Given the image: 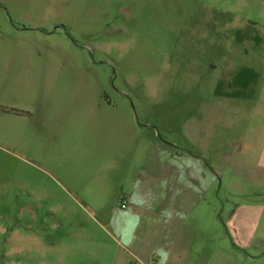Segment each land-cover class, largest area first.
<instances>
[{
    "label": "rangeland",
    "instance_id": "1",
    "mask_svg": "<svg viewBox=\"0 0 264 264\" xmlns=\"http://www.w3.org/2000/svg\"><path fill=\"white\" fill-rule=\"evenodd\" d=\"M0 106V264H264V0H0Z\"/></svg>",
    "mask_w": 264,
    "mask_h": 264
},
{
    "label": "crops",
    "instance_id": "2",
    "mask_svg": "<svg viewBox=\"0 0 264 264\" xmlns=\"http://www.w3.org/2000/svg\"><path fill=\"white\" fill-rule=\"evenodd\" d=\"M3 106H0V113L1 114H13V112L9 111L7 109V107L1 108ZM15 114V113H14ZM16 117H23V115L25 117H29V114H18L16 113ZM136 166V165H135ZM172 181L170 182V184L172 183L173 189L175 188V184L178 182L176 177L173 175L172 179H168V181ZM196 194L192 193L191 195H186L185 192H178L177 191H172L171 194H169V198H167V196L165 198H162L161 201L158 203V207L160 209V211L163 213L164 217L168 216V221L167 224L169 226V242L168 243H163L164 247L167 248V250L169 251V259L171 260L172 256H175V252H180L182 253L185 245L188 241V235L186 232V228H188L187 226H185V222L184 219L182 218V213H185L189 208H192V199L193 196H195ZM158 216V220L157 223L160 222V217L162 215H157ZM170 232H174L172 234V236H170ZM176 232H181L180 235L181 237H187V240L184 243L181 242H176ZM186 232V233H185ZM248 232V231H246ZM244 232V233H246ZM240 238L241 235L239 234ZM174 238V239H173ZM172 240V243H171ZM241 242H246V243H250L251 242V238L250 236H244L243 238H241ZM173 245L175 246V252L173 250ZM172 261V260H171Z\"/></svg>",
    "mask_w": 264,
    "mask_h": 264
},
{
    "label": "trees",
    "instance_id": "3",
    "mask_svg": "<svg viewBox=\"0 0 264 264\" xmlns=\"http://www.w3.org/2000/svg\"><path fill=\"white\" fill-rule=\"evenodd\" d=\"M11 112H13L12 109H10ZM21 114H26V111H20Z\"/></svg>",
    "mask_w": 264,
    "mask_h": 264
},
{
    "label": "built area",
    "instance_id": "4",
    "mask_svg": "<svg viewBox=\"0 0 264 264\" xmlns=\"http://www.w3.org/2000/svg\"><path fill=\"white\" fill-rule=\"evenodd\" d=\"M122 204H123V202H122Z\"/></svg>",
    "mask_w": 264,
    "mask_h": 264
}]
</instances>
